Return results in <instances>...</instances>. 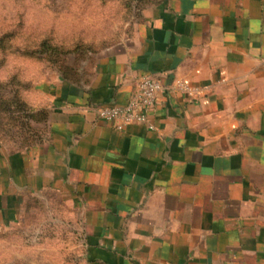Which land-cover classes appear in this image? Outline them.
<instances>
[{
    "label": "crops",
    "instance_id": "crops-1",
    "mask_svg": "<svg viewBox=\"0 0 264 264\" xmlns=\"http://www.w3.org/2000/svg\"><path fill=\"white\" fill-rule=\"evenodd\" d=\"M145 76L200 92L158 94L153 130L97 117ZM33 95L47 131L0 144V229L53 193L79 215L81 264H264V0H162Z\"/></svg>",
    "mask_w": 264,
    "mask_h": 264
},
{
    "label": "rangeland",
    "instance_id": "rangeland-1",
    "mask_svg": "<svg viewBox=\"0 0 264 264\" xmlns=\"http://www.w3.org/2000/svg\"><path fill=\"white\" fill-rule=\"evenodd\" d=\"M161 1L0 0V127L13 126L0 132V144L23 150L44 139L47 121L38 113L45 108L34 106L33 95L43 71H77L131 36L138 14ZM9 93L21 104L12 106ZM82 236L79 215L58 195L28 197L18 223L0 229V264H81Z\"/></svg>",
    "mask_w": 264,
    "mask_h": 264
},
{
    "label": "built area",
    "instance_id": "built-area-1",
    "mask_svg": "<svg viewBox=\"0 0 264 264\" xmlns=\"http://www.w3.org/2000/svg\"><path fill=\"white\" fill-rule=\"evenodd\" d=\"M177 91L188 98L200 92L199 88L192 87L185 82L176 81L172 87H166L155 77L145 76L140 78L132 91L130 98L124 106L100 107L96 110L97 117L113 123L117 131H123L132 125H147L148 115L155 107L158 94L168 90Z\"/></svg>",
    "mask_w": 264,
    "mask_h": 264
},
{
    "label": "trees",
    "instance_id": "trees-1",
    "mask_svg": "<svg viewBox=\"0 0 264 264\" xmlns=\"http://www.w3.org/2000/svg\"><path fill=\"white\" fill-rule=\"evenodd\" d=\"M42 46V45H41ZM40 47V46H39ZM10 82H13L14 83V85H20V84H26V85H29L30 84V81H27V79H24L23 77H11V79H10ZM25 85V86H26ZM26 88H29V87H26ZM5 95H2L1 97H0V100L3 98V99H5V97H4ZM8 101L10 102V104H12V106H17V100H18V104H21V101H20V98L18 97L17 98V96H16V94L14 95V94H11V93H9L8 94ZM42 111H40L38 114L40 115V117H41V119L43 120V121H47V112H45V110L44 109H41ZM44 110V111H43ZM13 126H4V127H0V132H2V131H4V128H5V130H7V128H9V130L12 128ZM4 147H5V144L3 143L2 144ZM8 146H10V145H8ZM12 147L10 146L9 148H7L8 150H10V151H13V149H11Z\"/></svg>",
    "mask_w": 264,
    "mask_h": 264
}]
</instances>
